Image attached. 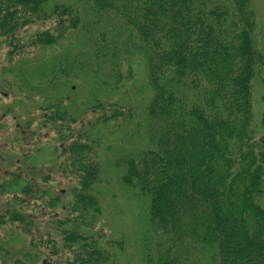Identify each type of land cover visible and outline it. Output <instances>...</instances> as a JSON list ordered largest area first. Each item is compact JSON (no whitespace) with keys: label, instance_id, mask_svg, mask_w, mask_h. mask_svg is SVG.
<instances>
[{"label":"trees","instance_id":"16d2710c","mask_svg":"<svg viewBox=\"0 0 264 264\" xmlns=\"http://www.w3.org/2000/svg\"><path fill=\"white\" fill-rule=\"evenodd\" d=\"M256 11L254 0H0V36L11 44L36 22L52 24L37 38L41 45L79 40L65 58L44 65L45 77L57 83L66 72L106 71L117 86L120 72L139 57L154 92L139 146L119 162L142 202L140 262H120L123 245L106 240L99 226L102 179L91 154L102 141L82 129L64 132L62 123L75 119L64 98L44 106L58 131L62 172L78 179L67 208L65 190L58 197L44 192L48 208L66 214L51 216L56 236L48 234L47 248L54 261L47 264H264V113L258 127L253 112L264 28ZM33 190L29 184L22 193ZM0 264L30 263L0 256Z\"/></svg>","mask_w":264,"mask_h":264},{"label":"rangeland","instance_id":"374dc122","mask_svg":"<svg viewBox=\"0 0 264 264\" xmlns=\"http://www.w3.org/2000/svg\"><path fill=\"white\" fill-rule=\"evenodd\" d=\"M254 3L258 21L264 28V0H254ZM51 27L48 22L31 24L20 30L18 40L12 44L0 36V245L8 250V253L7 250L0 252V256L7 260L23 257L30 264L54 261L48 258L47 248L48 234L56 236L51 216H66L61 206L67 208L68 204H74L71 191L78 180L63 174L60 166L64 156L59 150L58 131L45 116L47 108L44 106L62 97L72 105L70 114L75 118L73 121L67 118L71 124L65 127L62 123L64 132L68 135L67 129H70L76 136L82 129L92 140L99 137L102 141L99 147L93 146L91 154L98 160L102 179L98 186L103 191L101 232L106 240L116 243L115 246L123 245L124 251H118L120 262H125L129 256L140 262L143 258L142 202L137 192L123 181L122 173L126 169L121 168L119 162L136 152L140 125L147 124L144 110L154 95L143 60L132 59L131 68L120 72L123 82L117 86L110 85L106 71L100 77L93 72H81L78 77L72 71L71 75L66 72L56 83L57 79L51 75L45 77V64L65 58L69 54L68 45L80 43L68 40L61 48L39 44L37 38ZM261 75L253 96L258 127L264 113V71ZM97 79L109 86L99 85ZM94 98L98 103L91 102ZM29 184L34 190L22 193V188ZM60 190H65L60 197L62 205L57 209L48 208L44 192L58 197ZM260 203L264 206V195ZM12 211L20 212L24 220H30V225L13 220Z\"/></svg>","mask_w":264,"mask_h":264}]
</instances>
